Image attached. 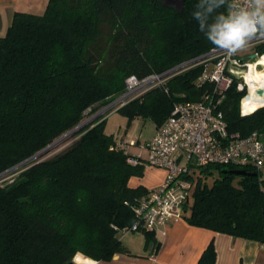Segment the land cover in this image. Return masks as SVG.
<instances>
[{
    "label": "trees",
    "instance_id": "obj_1",
    "mask_svg": "<svg viewBox=\"0 0 264 264\" xmlns=\"http://www.w3.org/2000/svg\"><path fill=\"white\" fill-rule=\"evenodd\" d=\"M198 2L185 0L178 12L162 0H48L41 14L14 12L0 36V174L122 95L128 76L162 74L215 47L193 18ZM253 51L264 58V41ZM199 73V65L175 72L117 111L129 121L148 117L157 128L175 103L213 94ZM246 94L235 80L222 98L212 96L216 111L229 134L257 131L264 139V106L257 107L264 102L245 110ZM104 125L97 116L63 151L31 159L11 183L0 184V264H76L77 255L99 261L130 253L121 237L135 222L132 203L147 189L129 179L145 167L128 162ZM236 169L254 171L232 164L196 170L182 217L264 243V173ZM141 231L153 255L158 242ZM197 264H215L212 240Z\"/></svg>",
    "mask_w": 264,
    "mask_h": 264
},
{
    "label": "built area",
    "instance_id": "obj_2",
    "mask_svg": "<svg viewBox=\"0 0 264 264\" xmlns=\"http://www.w3.org/2000/svg\"><path fill=\"white\" fill-rule=\"evenodd\" d=\"M262 41L264 33L258 32L236 53H228L215 46L162 74L152 73L140 79L130 75L125 79L124 93L110 104L115 106L114 110L148 89L161 85L171 74L194 65L200 66L197 80L210 83L213 94L206 93L198 101L175 103L171 115L156 128L146 143L140 145L144 154L129 152V147L137 144L133 140H115L116 147L129 153L127 160L130 164L163 168L166 172L161 185L148 189L134 200L131 208L135 222L123 231L124 234L140 229L155 231L182 217L193 189L191 177L195 176L196 170L213 164H232L264 173V139L257 131L243 137L237 133L229 134L212 97L218 95L222 98L225 90L236 80L239 90L244 86L247 88L244 99L248 98L251 90L245 72L252 64L254 68L262 67L257 63L262 55L258 56L253 51L254 46ZM260 90L264 91V88Z\"/></svg>",
    "mask_w": 264,
    "mask_h": 264
},
{
    "label": "crops",
    "instance_id": "obj_3",
    "mask_svg": "<svg viewBox=\"0 0 264 264\" xmlns=\"http://www.w3.org/2000/svg\"><path fill=\"white\" fill-rule=\"evenodd\" d=\"M47 2L48 0H0V36L10 25L14 12L41 14L45 10ZM257 61L262 66L261 70L254 68L252 64L253 72L264 79V73H262L264 72V58L258 57ZM251 81L256 83L254 91L250 95L252 104L248 102L249 107L257 102H264L261 99L252 100L259 84L254 76ZM244 103L245 101H243ZM243 107L248 110L255 108V106L251 109ZM105 132L108 133L106 130ZM113 138L116 141H125L114 135ZM142 154L144 153L142 152ZM165 174L163 168L145 167L140 177L132 176L129 179V186L142 185L147 190L152 189L163 183ZM152 232L158 242V247L153 255L144 248V243L142 250L137 252H133L129 246L124 244L130 251L129 254L117 253L110 260L99 261L81 258L76 264H197L201 253L211 240L215 248V264H264V243L195 226L189 224L184 217L173 219L164 227Z\"/></svg>",
    "mask_w": 264,
    "mask_h": 264
},
{
    "label": "rangeland",
    "instance_id": "obj_4",
    "mask_svg": "<svg viewBox=\"0 0 264 264\" xmlns=\"http://www.w3.org/2000/svg\"><path fill=\"white\" fill-rule=\"evenodd\" d=\"M257 69L261 70L260 67H257ZM239 81L240 80H238V82ZM246 81L250 85L251 93H253L254 86H255L254 84L256 82L255 81L250 82L248 79H246ZM114 101L115 100L111 101L109 104H111ZM244 101L245 103L244 104L242 103L243 106H246V108H250V109L253 108L254 106L256 107V104L260 103V102H257L249 107L248 102L250 103L252 102L251 96H248V98L244 99ZM107 105L105 106L99 105L95 109L85 113L83 119L78 125L80 126L79 128L77 126L73 130H70L64 133L59 138L54 140L49 145V148L45 152L37 156L36 159H39V160L47 159L63 151L66 147L71 145L76 140L77 138L75 136L76 131L80 129L82 126L87 125L92 120H94L96 118V114H98L99 112H102V110H104V112L100 113L101 115L99 116H104L105 118V125H104L105 130L109 134H113L117 138H122L127 142L130 140H133L134 142H136L137 143L136 145H132L129 147V152L134 155H141L142 151L140 149V145H143L151 138V135L153 134L155 130L154 122L148 117H135L129 121V119L123 113H121L120 111H117V109L114 110L115 106L108 107ZM261 106H264V105H259L257 107H261ZM245 110H248V109H245ZM21 166L23 165L17 166L13 169L10 168V170L4 171L3 173H1L0 174V184L2 185L5 183H11L16 178L18 172L20 171L18 169ZM210 182H211V179L208 177L207 183H210ZM121 240H122V243L129 246L133 252L141 251L143 247V243H144V232L141 230L128 231L126 232V234H124L123 237H121ZM82 255H77L75 258H73L75 262H79L81 258H87V256L85 257V255L84 256Z\"/></svg>",
    "mask_w": 264,
    "mask_h": 264
},
{
    "label": "clouds",
    "instance_id": "obj_5",
    "mask_svg": "<svg viewBox=\"0 0 264 264\" xmlns=\"http://www.w3.org/2000/svg\"><path fill=\"white\" fill-rule=\"evenodd\" d=\"M195 7L193 18L200 31L228 53H236L249 38L264 33V0H199Z\"/></svg>",
    "mask_w": 264,
    "mask_h": 264
},
{
    "label": "water",
    "instance_id": "obj_6",
    "mask_svg": "<svg viewBox=\"0 0 264 264\" xmlns=\"http://www.w3.org/2000/svg\"><path fill=\"white\" fill-rule=\"evenodd\" d=\"M162 1H163V3H164L165 6L173 7L178 12H181L183 10V6H184V2H185V0H162ZM252 57H255V55H252ZM258 93L260 95L264 96V91L259 90ZM107 106L110 107L111 105L109 104ZM103 112H104V110H102V112H99L98 114H96V117L99 116V115H101L100 113H103ZM79 127L80 126H78V128ZM48 148H49V146L45 147L44 149H42L39 152H37L36 154L32 155L28 159H26L23 162L15 165L11 169H13V168H15L17 166L23 165V164L27 163L28 161H30L33 158H36L37 156H39L40 154H42L43 152H45ZM8 170H10V169H8ZM8 170H6V171H8ZM233 173L236 174V175H256V172L255 171L249 172V171H247L245 169H236V170H233Z\"/></svg>",
    "mask_w": 264,
    "mask_h": 264
},
{
    "label": "bare ground",
    "instance_id": "obj_7",
    "mask_svg": "<svg viewBox=\"0 0 264 264\" xmlns=\"http://www.w3.org/2000/svg\"><path fill=\"white\" fill-rule=\"evenodd\" d=\"M253 76L257 80L259 84V88L254 92L252 96V100L255 101V99H261L264 100V96L257 93L261 88H264V79H262L257 73L253 72V66H250V70L248 72H245V78L248 80H253Z\"/></svg>",
    "mask_w": 264,
    "mask_h": 264
}]
</instances>
